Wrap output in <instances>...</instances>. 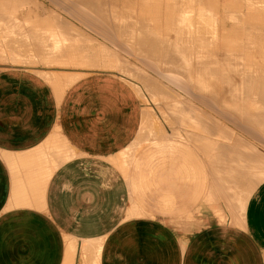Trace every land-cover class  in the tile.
<instances>
[{
  "label": "crops",
  "instance_id": "0c3cea01",
  "mask_svg": "<svg viewBox=\"0 0 264 264\" xmlns=\"http://www.w3.org/2000/svg\"><path fill=\"white\" fill-rule=\"evenodd\" d=\"M31 1L38 4L36 2L38 0ZM71 1L73 0H66L68 7L65 3V10H53V4L49 0L40 2L45 12L65 14L67 30L72 27L71 33L80 36L82 34L85 37L81 41V37L79 36V39L75 35V39L77 37L79 39H76L78 43L76 44V40L74 44L71 42L77 47L81 43L78 51L76 46V49L73 47L72 55L76 54L73 57L79 60L82 56L84 63L81 59L74 67H65L62 70L40 69L36 66H26L29 63L14 61L12 57L14 55L22 57L21 53L5 49L4 54L0 55V63H4L0 64V264H264V180L254 189L249 190L250 193L246 185L245 188L240 185H238L240 187L230 186L233 191L235 187L238 190L230 194H228L230 189L223 186L229 177L223 162L226 163L225 157L236 158L230 152L235 153V150L237 152L236 148L240 145L236 144L238 139L246 141L247 145L250 143L251 147H249L252 148L250 151L246 144L239 146L237 154L239 157L250 152L255 158L259 157L260 153L264 155V148L258 143L264 141L262 126L254 123V130L249 131L252 134L255 131V136H252L245 128L243 129L248 122L242 117V109L247 106V100L251 103L257 101L256 104L250 103L247 110L257 107L253 108L255 111L259 110L257 114L264 115V107L261 109L264 106V87L259 84L263 92L260 88L256 89V92H261L258 93L259 96L255 94V90H252L256 98L251 89L250 92L246 91L247 94L250 93L248 96L243 94L241 97L239 90L242 87L238 88L239 90H235L239 93L236 94L237 98L235 91L234 93L232 91V88L234 90L245 83L242 82L243 79L241 80L243 76L246 77L245 75L238 77L240 70H242L241 74L253 75V79L255 76L257 79L260 76L264 77V71L258 70L262 68L261 65L264 67V64L259 66L264 62L263 23L251 24V26L246 23L245 0H168L169 8L162 6L167 0H102L107 5H104L105 8L102 5V9L108 8L105 16L110 14L109 19L108 16L103 17L105 11L99 10L100 3L103 4L101 0L100 2L92 0L97 1L98 6L90 0H77L82 2L83 6L76 4V0L73 1V5ZM84 1L90 3L91 7H88L89 4L85 6ZM95 6L99 7L96 9L100 13H96L98 10L95 11ZM93 8L96 19L94 16L91 17ZM75 9L78 12L75 13ZM178 11L189 13L187 15L191 13L192 17L194 15L195 20L192 17L189 19L194 21L191 20L190 24L194 23L195 28L193 29L191 25L189 26L192 29L188 28L193 32L186 29L189 24L185 19L187 15H184L183 20L188 23L185 21L182 23V19H179L180 22L176 20L179 15L182 16ZM33 12L35 13V10ZM88 13L91 19L85 21L86 24L88 23L87 26L82 22V18L86 15L89 18ZM200 14L202 21L198 17ZM234 15L236 20L239 19L236 21L234 18L236 22L232 19ZM204 17L212 18V22L216 24L211 23L209 18L203 20L206 19ZM102 18H106L105 23H102L104 20L99 22ZM93 19L94 24H92L95 26L92 25L91 28L89 21L93 22ZM174 20L176 24H181L179 28L187 25L179 30L175 28L177 25ZM239 21L241 24L238 23ZM245 25L249 27H243ZM115 30L116 34H114ZM146 30H150V33L147 31L149 33L147 34ZM178 30L184 31L181 32L182 35L190 32L186 36L190 39H183L186 34L179 36ZM213 32L216 33L215 36ZM200 33L201 38H198ZM73 36L70 34V40L74 39ZM88 36H91L93 42ZM177 38L183 40L179 41L180 39ZM89 41L92 53L89 52L90 48L86 49L90 44ZM177 42L186 43V46ZM165 43L167 46L173 45L166 47ZM246 43L247 45L249 43V46ZM179 47L184 48L180 51ZM100 48L108 49V52L102 53L104 50L101 51ZM172 48H175V51ZM167 51L176 54L170 53V55ZM246 51L247 53L252 51L250 56L256 57L253 60L251 58L250 64H248L249 60H245L246 57L248 59L250 57ZM166 55L171 57L168 58ZM69 57L65 63L76 60L71 61L73 57ZM200 58L201 60H198ZM204 59H208V62L202 61ZM167 60L173 61L172 66H170L171 61ZM38 61L44 60L35 58L31 63ZM200 61L205 65L201 66ZM218 61L224 64L220 63V65ZM254 61L259 63L257 65L259 67H255L254 71L256 69L262 72L263 76L259 73L258 76L254 74L256 71L251 73L253 66H256ZM179 62L185 65V77L181 71L184 66L178 65L181 64ZM197 63H200V67ZM229 63L234 66L229 65L231 68H239V72L237 69L236 72L232 69L234 74L230 67V71L228 69L227 72ZM210 65L217 66L219 76L216 75L217 70L214 71L215 67L208 68L211 70L209 72L207 66ZM167 67L173 70L169 68L165 70ZM242 67L250 70L243 71ZM174 68L178 72L174 71ZM212 71L214 73H211ZM231 72L234 76L237 75L238 79H235ZM50 73L65 78L62 86L49 78ZM222 73H226L227 77L231 73V79L236 83L240 78L239 84H234L239 86L230 88L233 81L229 83V79L228 82ZM170 75L174 76V79L171 80ZM186 75L190 80L188 85L183 84L188 81ZM147 76L150 83L148 79H144ZM175 76L180 78V80L177 78V86ZM182 78L187 80L184 79L183 82ZM212 80L219 82L213 84L216 88L210 84ZM258 80L254 82L261 83ZM154 81L157 84L153 83V86L151 82ZM145 85L150 86L147 87L149 89ZM155 86L157 87L154 88ZM252 86L248 85L250 88ZM254 87L252 89H255ZM159 88L163 89L161 93L163 91L165 95L159 93ZM164 89L172 90L169 94L173 93V95L178 92L176 94V97L180 95L178 100L185 102L186 98L188 104L185 102L184 105L188 107L179 100V103L182 102V108L185 107V110L189 108L186 113L188 111V114L194 115L197 111L196 116L189 118L191 121L197 122L198 119L194 118L197 116L199 122L208 121L209 118L201 117L203 111L204 117L207 114L209 117L211 115L213 118L210 119L220 122L218 125L223 123L221 126L226 127L225 124L234 130L232 131L233 135L236 134V138L229 135L227 140L230 138V142L226 140L227 137L222 138L223 134L221 136L220 133L209 136L205 134L206 139L202 141L205 147L216 139L228 146L233 142L237 145L236 148L233 145L234 151L222 150V156H220L221 151L216 153L217 157H221L219 163L222 166L216 168L220 172L223 167L221 174L218 171L216 174L213 167V152L216 150H210L208 153V150L204 151L201 145L202 151L193 144L197 142L194 138L197 131L192 127L194 124L191 122V125L188 124L189 128H183L178 123L181 120L177 112L171 113L174 117H170L168 107L170 106V111L173 109L176 111L179 105L174 104L177 98L174 99L176 100L174 103L173 101L168 103L173 100V96L171 95L172 99L168 98L167 90ZM244 90L249 88L242 89ZM148 92L151 93L148 95ZM208 93L213 98L206 96ZM159 94L163 95V98L165 96L168 102H163L166 98L161 100ZM199 95L209 99L208 103L205 99L206 102H202L203 99ZM260 96L262 97L259 98ZM199 99H202L201 102ZM213 99L217 101L214 102ZM258 102L263 105L259 104L261 106L259 107ZM216 103H222V108ZM208 104L211 106L209 107ZM215 106L222 110L217 111L214 109ZM226 108L228 113L237 115L234 117V120L236 119L233 120L234 122L231 121L233 117L230 119L227 117L229 123L225 121V117H223L225 120L222 118L221 111L224 109L223 112H226ZM160 111L165 112V116H169L166 118L167 122L169 119L173 121L169 120V124L165 123V117L162 119L163 114ZM252 111L256 113L250 110ZM218 113L221 114L217 115ZM174 119L175 123H173ZM248 120L259 122L262 119ZM236 121L244 126L239 128V124L235 125ZM209 123L214 122L208 121L206 125L209 126ZM161 129L163 131L160 132ZM179 129L185 130L184 133ZM205 154H209L208 157ZM221 176L226 178V182L220 179ZM240 188L242 191L246 189L243 193L248 192L244 194L247 195L245 196L247 199L237 201L234 198H238L241 193ZM243 193L239 198H244ZM234 194L235 197L232 198ZM232 199L234 201H231Z\"/></svg>",
  "mask_w": 264,
  "mask_h": 264
},
{
  "label": "bare ground",
  "instance_id": "6f19581e",
  "mask_svg": "<svg viewBox=\"0 0 264 264\" xmlns=\"http://www.w3.org/2000/svg\"><path fill=\"white\" fill-rule=\"evenodd\" d=\"M50 1H51V3H53L54 6H55V3H57L56 1H58V0H55V1L50 0ZM59 1H61V0H59ZM62 1H63V0H62ZM62 1H61V3H63V2L66 3V0L63 1V2H62ZM73 1H74V0H73ZM73 1H71L70 3L72 4ZM76 1H77V0H76ZM80 1H81V0H80ZM80 1H77L76 4L79 3L81 6H83L82 2L80 3ZM82 1H83V0H82ZM87 1H88V0H87ZM90 1H92V0H90ZM94 1H95V0H94ZM94 1H92V3H93V4L96 3L95 5L98 6L99 4H97V1H96V2H94ZM84 2H85V3H84ZM84 2H83L84 5H85V4H89L88 7H91V6H90V3L86 2V1H84ZM98 2H100V1L98 0ZM101 2H102V0H101ZM26 3H29V0H0V23H1V30H2V34H3L2 36H3L4 39H5L4 42H5L6 44H8L9 46H10V45H13V47H14L15 45H17L18 47H21V49L19 48L20 51H18V50H19L18 48H17V49H18L17 51H18V52H22V54H26V53H23L22 50H24V52H25L26 49H24L23 46H25V47L27 46V47H26L27 49L31 48L30 50L32 51V55H33V54L38 55L37 58L42 57V59H43V58L46 59V61H49L51 64H52V63H58L61 59L64 60V61H66V60H68V59H67L68 56H70L69 58H71V57H73L74 55H76V54L72 55L74 49H76V48H75L76 45H75V46L72 45L71 42L74 44V43H75L74 40L78 39V37L80 36V34H79V35H76V34H77V33H76L75 35L78 36V37L75 39V35H74L73 33L70 32V30H71L72 27H70V30H67L68 28H66V26H67V24L65 23L66 21L64 22V20H62V19L59 20V22H55V23H56V24H55L56 26H53V25H49V23H48L47 20H45V19L40 20L39 18H40L41 15L39 16V15L37 14V15L35 16V13H34V15L29 16L30 20H31V21L33 22V24H34V25H33L34 28H31L30 26H28V27L31 28V29H29V28L26 26V23H25L24 25H25L28 29H26V27L23 26V27H24V30H20V29L22 28L21 25H23L22 23H23V22H27V20H25V21L22 20V19H23V16H22V19H21V13H22V11L24 10V12H27V11H28L29 13H32V12L35 10V8H39V7H36V6H35V8H32V10H33V11H32V10H29V9H31V7H29V8L27 9V11H25L26 8L24 7V5H25ZM33 3H34V2H33ZM33 3H31V4H33ZM58 3L60 4V2H58ZM65 3L63 4V5H64V8H65ZM102 3H103V2H102ZM104 3H106V2L104 1ZM104 3H103V4L100 3V5H99V6L101 7L100 9H99V7H97V6H95V9H96V7H97L99 10H101V11H105V12H104V15H103V13H102V15H103V17H107V16H108L107 18L109 19V18H110V16H109L110 14H109V15L106 14V16H105V13H106V11H107L108 8H107L106 10H105V9H104V10L102 9V7H103L104 5H106V4H104ZM36 4H37V3H36ZM66 4H67V3H66ZM76 4H75V5H76ZM107 4H108V3H107ZM163 4H164V5H162V6H163V7H166V8H169V6H170L169 3H168V0H167L166 3H163ZM245 4H246V8H247V10H246V9L244 10V11H245V14H246V16H244V20L246 19V23H247V24H250V26H251V24L253 25V24H256V23H261V24L263 23V25H264V0H245ZM33 5H34V4H33ZM33 5H32V7H33ZM61 5H62V4H61ZM63 5H62V6H63ZM73 5H74V3H73ZM91 5H92V4H91ZM102 5H103V6H102ZM179 5H180V4H179ZM29 6H30V5H29ZM56 6H57V4H56ZM62 6H61V8H63ZM85 6H86V5H85ZM85 6H84V7H85ZM106 6H107V5H106ZM106 6H104V8H105ZM236 6H237V5H236ZM58 7H59V6H58ZM67 7H68V5H67ZM74 7H75V6H74ZM92 7H93V6H92ZM113 7H114V6H113ZM23 8H25V9H23ZM64 8H63V9H64ZM78 8H79V7H78ZM78 8H76V9H78ZM42 9H43V8H41V10H40V11H42V13L44 14V15H42V16H45L46 13H48V12H45V9H44V11H43ZM73 9H74V8H73ZM76 9H75V13L78 12V11H76ZM84 9H85V8H84ZM98 9H96L95 11H97ZM36 10H37V9H36ZM38 10H39V9H38ZM91 10H92V8H91ZM91 10L89 9V11H91ZM99 10H98L96 13H98V12L100 13ZM164 10H165V8H163V11H164ZM40 11H39V12H40ZM67 11H68V10H67ZM89 11H87V12H89ZM95 11H94V8H93V14H92V12H91V14H92L91 17H92V18H93V16H94V17L96 16V14L94 15ZM108 11H109V10H108ZM124 11H125V10H124ZM244 11H243V12H244ZM68 12H69V11H68ZM178 12H179V11H178ZM241 12H242V11H241ZM69 13H70V12H69ZM82 13H83V12H82ZM82 13H81V16H82ZM107 13H108V12H107ZM179 13H181V11H180ZM179 13H178V14H179ZM72 14H73V13H72ZM72 14H71V15H72ZM84 14H85V13H84ZM187 14H189V13H187ZM187 14H186L185 12H184V13L182 12L181 15L183 16V18H181L182 16L180 17V15H179L180 18L178 17L176 20H177L178 22H180L179 19H182V23H183V22L185 21V20H183V19L185 18V16H186ZM208 14H209V13H208ZM210 14H211V13H210ZM230 14H231V13H230ZM233 14H234V13H233ZM73 15H74V14H73ZM89 15H90V13H88V16H89ZM102 15H101V14H100V15L98 14V16H101V17H102ZM184 15H185V16H184ZM201 15H202V14H200L198 17L200 18ZM211 15H213V14H211ZM211 15H210V16H211ZM236 15H237V14H236ZM236 15H234V17L232 16V17H233V18H232V19H233V22L236 20V17H235ZM26 16L28 17V14H27ZM37 16H38V17H37ZM47 16H49V15L47 14ZM51 16H52V15H51ZM78 16H79V14H78ZM203 16H204V15H203ZM213 16H214V15H213ZM213 16H212V18H213ZM24 17H25V15H24ZM83 17H84V15H83ZM85 17H86V18H85ZM85 17L82 18V19L84 20V21L82 20V22L86 24L85 21L88 22V19L90 20L91 18H90V16H89V18H87V15H86ZM96 17H97V16H96ZM96 17H95L94 19H96ZM187 17H188V18H187ZM189 17H192V16H191V13H190V15H187L186 18H185V19H187L188 22H189L188 25L185 24V26L187 25V26H186V29H188V28H190V29L193 28V29H194V28H195V27H193V24H194V23H193V22H194L193 20H195L194 15H193V17H192V19L194 18L193 20H192L191 18L189 19ZM229 17H230V15H229ZM237 17H242V16H237ZM245 17H246V18H245ZM50 18H51V17H50ZM52 18H53V16H52ZM52 18H51V19H52ZM57 18L59 19L58 16H55L54 20L56 19L55 21H57ZM72 18H73V17H72ZM74 18H75V16H74ZM78 18H79V17H78ZM118 18H119V17H118ZM199 18H196V19H199ZM202 18H203V17H202ZM204 18H206V19H203V20H205V21L209 18L208 20H210V22L213 23L212 20H211L212 18H210V17H204ZM215 18H216V16L214 17V20H215ZM234 18H235V20H234ZM242 18H243V17H242ZM85 19H87V20H85ZM94 19H93V22H92V21H89V25L91 26V28H92L93 26H95V25H93V24H94ZM97 19H99V18H97ZM228 19H229V18H228ZM228 19H227V20H228ZM230 19H231V17H230ZM237 19H238V18H237ZM80 20H81V19H80ZM99 20H100V19H99ZM102 20H104V21L102 22ZM176 20H174V23H175ZM189 20H190V21H189ZM191 20L193 21V22H192L193 24H190ZM200 20L202 21L201 18H200ZM214 20H213V21H214ZM238 20H239V19H238ZM238 20H236V21H238ZM241 20H242V19H241ZM60 21H63V22L60 23ZM97 21H98V20H97ZM97 21L95 20V22H97ZM105 21H106V18H105V19L102 18L101 21H99V22L105 23ZM198 21H199V20H198ZM215 21H216V20H215ZM231 21H232V20H231ZM236 21H235V22H236ZM242 21H243V20H242ZM69 22H70V21H69ZM82 22H80V23H82ZM188 22L185 21V23H188ZM208 22H209V21H208ZM90 23H91V24H90ZM92 23H93V24H92ZM214 23L216 24V22H214ZM214 23H213V24H214ZM238 23H240V21H239ZM65 24H66V26H65ZM99 24H100V23H99ZM110 24H111V23H110ZM240 24H241V23H240ZM261 24H260V25H261ZM86 25L88 26V23H87ZM92 25H93V26H92ZM175 25H177L175 28H177V29L180 30L181 26H180V28H179V25H181V24L178 25V23H177V24L175 23ZM189 25H191L192 28H191ZM16 26H17V27H19V26L21 27V28L19 29L18 32H17V29H18V28H16V30H14V28H13V27H16ZM68 26H69V25H68ZM90 26H89V27H90ZM96 26H98V25H96ZM107 26H109V25H107ZM185 26L183 25L182 28H183V27L185 28ZM188 26H189V27H188ZM194 26H195V25H194ZM256 26H257V25H256ZM198 27H199V25H198ZM243 27L246 28V27H249V26H246V25H245V26H243ZM100 28H101V27H100ZM121 28H123V27H121ZM182 28H181V29H182ZM256 28H258V27H256ZM72 29H73V28H72ZM88 29H89V28H88ZM114 29H116V28H114ZM125 29H126V28H125ZM186 29H183V30L186 31ZM190 29H188V31H189ZM199 29H200V28H198V30H199ZM100 30H101V29H100ZM107 30H108V29H107ZM111 30H112V29H111ZM179 30H178V33H180L179 36H181V35H182L181 32H182L183 30L180 31V32H179ZM204 30H205V29H204ZM243 30H244V29H243ZM262 30H263V29H262ZM68 31H69V32H68ZM71 31L73 32V30H71ZM96 31H98V30H96ZM124 31H125V30H124ZM144 31H145V30H144ZM147 31H148V30H146V32H147ZM149 31H150V30H149ZM149 31H148V32H149ZM184 31H183V32H184ZM190 31L193 32V30H190ZM202 31H203V30H202ZM16 32H17V33H16ZM67 32H68L69 35L67 34ZM115 32H116V30L114 31V34H116ZM148 32H147V34L150 33V32H149V33H148ZM183 32H182V33H183ZM186 32H187V31H186ZM119 33H120V32H119ZM126 33H127V32H126ZM126 33H125V34H126ZM131 33H132V32H131ZM140 33H141V31H140ZM142 33H143V32H142ZM176 33H177V32H176ZM189 33H190V32H189ZM189 33H184V34H186V35H185V37H184L183 39H187L188 37H186V36H188ZM197 33H198V32H197ZM70 34H71V36L74 35V36H73L74 39H72L73 41L70 40V39H71ZM86 34H87V33H86ZM111 34H113V33H111ZM111 34H110V35H111ZM147 34H145V35H147ZM184 34H183V35H184ZM204 34H205V33H204ZM213 34H214V36L216 35V33H214V32H213ZM213 34H212V36H213ZM87 35H88V34H87ZM143 35H144V33H143ZM143 35H142V36H143ZM183 35H182V36H183ZM198 35H199L198 38H201V37H200L201 33L198 34ZM202 35H203V34H202ZM206 35H207V33H206ZM206 35H205V36H206ZM208 35H209V34H208ZM210 35H211V34H210ZM68 36H69L70 38H69ZM121 36H122V35H121ZM191 36H192V35H191ZM191 36H190V37H191ZM73 37H72V38H73ZM80 37H81V36H80ZM80 37H79V39H80ZM90 37H91V36H90ZM123 37H124V36H123ZM125 37H126V35H125ZM125 37H124V38H125ZM144 37H145V36H144ZM147 37H148V35H147ZM157 37H158V36H157ZM176 37H177V36H176ZM192 37H193V36H192ZM196 37H197V35H196ZM202 37H203V36H202ZM82 38H83V37H81V41H83ZM84 38H85V37H84ZM102 38H103V37H102ZM117 38H118V37H117ZM145 38H146V37H145ZM206 38H208V36H207ZM211 38H212V37H211ZM215 38H216V37H215ZM79 39H78V40H79ZM104 39H105V38H104ZM114 39H116V38H114ZM158 39H159V37H158ZM158 39H157V40H158ZM179 39H180V38H179ZM179 39L177 38V40H179ZM183 39H182V40H183ZM189 39H190V38H188V40H189ZM195 39H196V38H195ZM209 39H210V37H209ZM78 40H76V44L78 43V42H77ZM124 40H127V39H124ZM148 40H149V39H148ZM157 40H156V41H157ZM159 40H160V39H159ZM182 40L180 39L179 41H182ZM188 40H187V41H188ZM196 40H197V39H196ZM206 40H207V39H206ZM212 40H213V39H212ZM118 41H119V40H118ZM118 41H117V42H118ZM142 41H143V40H142ZM150 41H151V40H150ZM154 41H155V39H154ZM179 41H178V42H179ZM191 41H192V40H191ZM96 42H97V41H96ZM129 42H130V41H129ZM162 42H164V41H162ZM162 42H161V43H162ZM178 42H177V43H178ZM184 42H185V40H184ZM208 42H209V41H208ZM14 43H15V45H14ZM16 43H17V44H16ZM98 43H99V42H98ZM131 43H132V42H131ZM131 43H130V44H131ZM135 43H136V42H135ZM157 43H160V42H157ZM181 43H183V42H181ZM181 43H178V44L180 45ZM203 43H205V42H203ZM250 43H251V42H250ZM100 44H101V43H100ZM165 44H166V43H165ZM165 44H163V46H164ZM185 44H186V43H185ZM185 44L183 43L184 46H186ZM189 44H190V43H189ZM237 44L239 45L240 42L237 43ZM237 44H236V45H237ZM8 45H7V47H8ZM29 45H31V46L29 47ZM79 45H81V43H79ZM79 45H78V47L76 46V47L78 48V49H76L77 51H78L79 48H80ZM150 45H151V44H150ZM152 45H153V44H152ZM154 45H155V44H154ZM170 45H173V44H169L168 46H167V44H166L165 46H166V47H169ZM200 45H201V44H200ZM204 45H205V44H204ZM238 45H237V46H238ZM246 45H247V43H246ZM17 46H15L14 49H15ZM84 46H85V44H84ZM100 46H101V45H100ZM181 46H182V45H181ZM247 46H249V43H248ZM73 47H74V49H73ZM81 47L83 48V46H81ZM172 47H173V46H172ZM250 47H251V46H250ZM250 47H249V48H250ZM5 48H6V47H5ZM8 48L11 49V46L8 47ZM87 48L89 49L90 47H86V49H87ZM148 48H149V47H148ZM154 48H155V47H154ZM177 48H178V45H177ZM183 48H184V47H183ZM183 48H181V49L183 50ZM190 48H191V47H190ZM14 49L12 48V50H14ZM83 49H84V48H83ZM83 49H80V50H83ZM86 49H85V50H86ZM105 49H106V48H105ZM159 49H160V48H159ZM166 49H167V48H166ZM170 49H171V48H170ZM172 49H174V51H175V48H172ZM179 49H180V47H179ZM179 49H177V51H179ZM181 49H180V51H181ZM185 49H186V47H185ZM185 49H184V50H185ZM187 49H188V48H187ZM191 49H192V48H191ZM241 49H243V48H241ZM30 50H28V51H30ZM76 50H75V51H76ZM100 50H101V48H100ZM102 50H104V49L102 48ZM102 50H101V51H102ZM107 50H108V49H107ZM107 50L102 51V53L105 52V51H107ZM142 50H143V49H142ZM164 50H165V49H164ZM168 50H169V49H168ZM28 51L26 50V52H28ZM33 51H34V52H33ZM77 51H76V52H77ZM83 51H84V50H83ZM83 51H82V52H83ZM90 51H91V48H90ZM90 51H89V52H90ZM143 51H144V50H143ZM147 51H149V50H147ZM147 51H146V52H147ZM150 51H151V50H150ZM186 51H187V50H186ZM186 51H185V52H186ZM190 51H191V50H190ZM190 51H189V54H190ZM14 52H15V51H14ZM76 52H74V53H76ZM107 52H108V51H107ZM138 52H139V51H138ZM152 52H153V50H152ZM167 52H168V51H167ZM183 52H184V51H183ZM28 53H31V52H28ZM28 53H27V54H28ZM91 53H92V51H91ZM105 53H106V52H105ZM141 53H142V52H141ZM155 53H156V52H155ZM162 53H163V52H161V54H162ZM164 53H165V52H164ZM168 53H169V54H170V53L173 54L172 51H170V52H168ZM246 53H247V51H246ZM251 53H252V51H251ZM251 53L248 52L247 54L250 56ZM254 53H255V52H254ZM22 54H21V55H22ZM79 54H80V53H79ZM153 54H154V53H153ZM174 54H176V53H174ZM174 54H173V55H174ZM187 54H188V53H187ZM203 54H204V53H203ZM19 55H20V54H19ZM30 55H31V54H30ZM30 55H29V56H30ZM32 55H31L30 57L25 56V55H22V57L24 56V57H26V59L23 60L22 57H21V59H22L23 61H21V60H20V61H21V62H24V61L26 62V60L29 61V59H27V57H28V58H31ZM35 55H34L32 58L35 59V57H36ZM65 55H66V56H65ZM77 55H78V54H77ZM139 55H140V54H139ZM163 55H164V54H163ZM170 55H171V54H170ZM170 55H169V56L166 55V56H168V58H169V57H171ZM243 55H244V54H243ZM160 56H161V55H160ZM222 56H223V55H222ZM10 57H11V56H10ZM13 57L15 58V55H14ZM13 57H12V58H13ZM19 57H20V56H19ZM65 57H66V59H65ZM74 57H75V56H74ZM74 57L71 58L70 60H71V61H74L75 59H76V60L78 59V58H74ZM77 57H79V56H77ZM153 57H154V56H153ZM164 57H165V56H164ZM173 57H174V56H173ZM12 58H11V59H12ZM242 58H243V57H242ZM251 58H252V56H250L249 59L246 57L245 60H246V61L249 60V61H248V62H249L248 64L251 63V62H250V61H251ZM254 58L256 59V57H254ZM254 58H252V60H253ZM15 59H17V58H15ZM34 59H32V60H34ZM72 59H73V60H72ZM81 59H83L82 56L80 57V60H81ZM150 59H151V58H150ZM154 59H156V58H154ZM202 59H203V58H202ZM18 60H19V59H18ZM40 60H41V59H40ZM76 60L74 61L75 63H74V62H70V61H68V64L66 65V67L69 65V62H70V63H73V64H71L72 67H74L75 65H77L78 63H80V60H79V59H78L77 61H76ZM164 60H165V59H164ZM164 60L162 59V61H164ZM168 60H169V59H168ZM168 60H167V61H168ZM198 60H201V58L198 59ZM44 61H45V60H44ZM78 61H79V62H78ZM170 61H171V60H170ZM170 61H168V62H170ZM174 61H175V60H174ZM177 61H178V59H177ZM180 61H181V60H180ZM190 61H191V60H190ZM202 61H207V62H208V59H207V60L204 59V60H202ZM231 61H232V60H231ZM149 62H151V61H149ZM149 62H148V63H149ZM155 62H157V61H155ZM181 62H182V61H181ZM181 62H179V63H181ZM191 62H192V61H191ZM194 62H195V61H194ZM209 62H210V60H209ZM212 62H213V61H212ZM215 62H216V61H215ZM238 62H239V61H238ZM259 62H260V60H259ZM66 63H67V62H66ZM76 63H77V64H76ZM83 63H84V59H83ZM124 63H125V62H124ZM166 63H167V62H166ZM170 63H171L170 66H172L173 61H171ZM174 63H176V62H174ZM200 63H201V61H200ZM200 63H197V64L199 65V67H200ZM205 63H206V62H205ZM213 63H214V62H213ZM213 63H211V64H213ZM220 63H222V62L220 61ZM220 63H219V61H218V64H220ZM225 63H226V62H225ZM253 63H256V66H253V65H254ZM253 63H252L253 69H251V70H253V71H252L251 73H254V72L256 71V69H255V71H254V68H255V67H259L261 64H264V62H262V63L259 64L258 62H255V61H254ZM74 64H75V65H74ZM125 64H126V63H125ZM125 64H124V65H125ZM145 64H146V62H145ZM152 64H153V63H152ZM156 64H157V63H156ZM177 64H178V63H177ZM182 64H183V63L178 64V65H180L181 67L184 66V67H182V68H181L180 66H179V67L182 69L181 71H182V73H183V75H184V77H185V73H186V70L184 69V68H185V65H182ZM203 64H204V62L201 63V66H202ZM222 64H224V63H222ZM241 64H242V63H241ZM258 64H259V66H257ZM84 65H85V64H84ZM87 65H88V64H87ZM87 65H86V66H87ZM119 65H120V63H119ZM119 65H118V67H119ZM121 65H122V64H121ZM150 65H151V64H150ZM157 65H158V64H157ZM159 65H160V64H159ZM165 65H166V64H165ZM192 65H193V64H192ZM195 65H196V63H195ZM204 65H205V64H204ZM204 65H203V66H204ZM216 65H217V63H216ZM220 65H221V64H220ZM227 65H228V68H226V69H227L226 71L229 72V71H230V68H231L229 65H232V66H233V64L229 63V64H227ZM234 65L236 66V64H234ZM239 65H240V64H239ZM242 65H243V64H242ZM242 65H240V66H242ZM88 66H89V65H88ZM102 66H103V65H102ZM104 66H106V65L104 64ZM108 66H109V65H108ZM122 66H123V65H122ZM122 66H121V68H122ZM152 66H153V65H152ZM168 66H169V65H168ZM196 66H197V65H196ZM237 66H238V65H237ZM237 66H236V67H237ZM84 67H85V66H84ZM148 67H149V65H148ZM156 67H157V66H156ZM162 67H163V66H162ZM173 67H174V66H173ZM212 67H213V69H214L215 65H214V66H211V65H210V67L207 66V69H208V68H212ZM216 67H217V66H216ZM216 67H215V70H214V71L217 70V73H216V72H215V73H216L217 76H219L220 73L218 74V71H219V70L216 69ZM229 67H230V68H229ZM233 67H234V66H233ZM233 67L231 68V71H232V69H234ZM238 67H239V66H238ZM261 67L264 68L262 65H261ZM123 68H124V67H123ZM149 68H150V67H149ZM154 68H155V66H154ZM164 68H165V67H164ZM168 68H169V67H167V69H165V70H168ZM218 68H219V66H218ZM262 68H261V69H262ZM118 69H119V68H118ZM158 69H159V67H158ZM160 69H161V68H160ZM169 69H170V68H169ZM174 69H175V68H174ZM228 69H229V71H228ZM236 69H237V68H236ZM236 69H234L235 72H236L239 68H238L237 70H236ZM241 69H243V71H244V70L247 69V68L244 69V68L242 67ZM261 69H258V70H260V71L263 72L264 69H263V70H261ZM152 70H153V68H152ZM155 70H157V69H155ZM170 70L172 71L173 68H171ZM183 70H185V71L183 72ZM208 70H209V72L211 71L210 69H208ZM239 70H240V69H239ZM239 70H238V72H239ZM247 70H250V69H247ZM258 70H257V71H258ZM162 71H163V69H162ZM162 71H161V72H162ZM171 71H170V73H172ZM174 71L178 72L176 69H175ZM214 71H212L211 73H214ZM241 71H242V70H240V72H239L240 74L237 72V73H238V77H239L240 75H245V76H246V77L243 76V78H241L242 76H240V78H241V80H242V79L244 80V81H242V82H243V83L245 82L244 84H245V86L247 87V89L249 88V90H244V91H242V89H245V88H246V87L244 86V84L241 85V86H239V85H234V84H239V82H240V78H239V80L237 81V83L234 82V81L231 79V73H232L233 71H232L231 73H229L230 75H228V77H230V78L227 77L226 73H222V74H224V77L226 76V80H227V81H228V79H229V81H230V82L228 81L229 83H232V81H233V85H234V86L230 84V85H231L230 88H231V87H234V88H235L236 86H239V87H236L237 89L235 88L234 90H233V88H232L233 93H234L235 90L237 91V90H239L238 88L241 89V87H242V89L239 90V92H240V94H241V97H242L243 94L246 95V94L248 93V92H246V91H249V92H250V89H251V91H252V90H255V91H254L255 94L257 93L256 95L259 96L260 94H258V93H259L260 91H257V92H256V89H257V88H260L261 91H262V88H261V87H264V77H261V76H260V75H262L263 73H262V72H259V71H258V72L256 71V72L254 73V74H256L257 76H258L257 73H259V74H260L259 76L263 79V80H262V79L260 80V79H259L260 77H258V79H259V80H258L256 76H255V78L253 79V77H252L253 75L250 76V75H249L250 73L248 74L247 71H245L247 74H245L244 72H243L244 74H241V73H242ZM156 72H157V71H156ZM156 72H155V73H156ZM158 72H160V71L158 70ZM176 72H175V73H176ZM224 72H225V70H224ZM235 72H233V73L235 74ZM249 72H250V71H249ZM165 73H167V72H165ZM170 73H169V74H170ZM233 73H232V75H233ZM237 73H236V74H237ZM261 73H262V74H261ZM160 74H161V73H160ZM167 74H168V73H167ZM180 74H181V73H180ZM227 74H228V73H227ZM172 75H174V73H173ZM216 75H214V76H216ZM162 76H163V75H162ZM170 76H171V75H170ZM178 76L180 77V75H178ZM233 76H234V75H233ZM236 76H237V75H236ZM236 76H234L235 79L237 78ZM262 76H263V75H262ZM151 77H152V76H151ZM168 77H169V76H168ZM179 77H176V76H175V78H176V82H175V80L173 81V82L177 83L176 86L178 85V79L180 80V78H181V77H180V78H179ZM222 77H223V76H222ZM166 78H167V77H166ZM170 78H171V80H172V78L174 79V76H171ZM177 78H178V79H177ZM186 78H188L187 75H186ZM186 78H182L181 80H183V82H184L185 80H187ZM232 78H233V77H232ZM244 78H246V79H244ZM144 79H148V76H147V78H144ZM144 79H142V80H144ZM150 79H152V78H150ZM163 79H164V78H163ZM184 79H185V80H184ZM230 79H231V80H230ZM237 79H238V78H237ZM255 79H257L258 81H261V83H259V82H254V81H257V80H255ZM154 80H155V79H154ZM171 80H169V81H171ZM224 80H225V79H224ZM148 81H149V83H150V80H149V79H148ZM148 81H147V82H148ZM156 81H157V79H156ZM167 81H168V80H167ZM189 81H190V80H189V78H188V81L185 82V83H183V84L188 85V82H189ZM147 82H146V85H147ZM157 82H158V84H160L159 81H157ZM173 82H171V83H173ZM179 82H180V81H179ZM212 82H213V80L210 81V84H211V85H213V84H215V83H219V82H216V81L213 82V83H212ZM151 83L153 84V83H155V81H154V82H151ZM169 83H170V82H169ZM193 83H194V82H193ZM229 83H228V84H229ZM256 83H257L258 85H257ZM156 84H157V83H155V85H156ZM173 84H174V83H173ZM173 84H172V85H173ZM240 84H242V83H240ZM259 84L261 85V87L259 86ZM146 85H145V86H146ZM149 85H150V84H149ZM186 85H184V86H186ZM190 85H191V84H190ZM194 85H195V84H194ZM216 85H219V84H216ZM248 85H249V86H250V85H253V86L250 88V87H248ZM254 85H255V87H254ZM256 85L259 86V87H257ZM153 86H154V84H153ZM158 86L160 87V85H158ZM161 86H162V85H161ZM164 86H165V85H164ZM180 86H181V85H180ZM213 86L216 88L215 85H213ZM147 87H150V86H146V88H147ZM156 87H157V86H155L154 88H156ZM162 87H163V86H162ZM166 87H167V86H166ZM178 87H179V86H178ZM178 87H177V88H178ZM187 87H188V86H187ZM217 87H218V86H217ZM219 87H220V86H219ZM228 87H229V86H228ZM244 87H245V88H244ZM253 87H254L255 89H252ZM152 88H153V87H152ZM164 88H165V87H164ZM181 88H182V87H181ZM185 88H186V87H185ZM190 88H191V86H190ZM147 89H149V88H147ZM179 89H180V87H179ZM182 89H183V88H182ZM188 89H189V88H187V90H188ZM263 89H264V88H263ZM156 90H157V89H156ZM159 90H160V91H159ZM159 90H158V91H159L160 94H163V93H164V95H165V92L162 91V93H161V90H163V89H160V88H159ZM166 90H167L166 96L169 95L168 98H169V97H170V99L173 98V100H171L170 102H168V100H167V98H166L165 96H164V98H166V99L163 98V95H160V94H159V96H161V100L164 99L163 102L166 101V103H167V102H168V103H171L172 101H173V103H174V102L177 100L178 102L176 101V103H174V104H175V106H178V105L180 106L181 103L183 102V100L179 99V100L182 101V102L180 101L181 103H179L178 98H180V97H179L180 95L178 94V97H176V94H177L178 92H177V93L175 92V95H173V93H172V94H171V93L169 94V91H170V90H169V91H168V89H166ZM166 90L164 89V91H166ZM185 90H186V89H184V91H185ZM217 90H218V89H217ZM220 90H222V87L220 88ZM145 91H146V90H145ZM158 91H157V92H158ZM171 91H172V90H171ZM171 91H170V92H171ZM181 91H182V90H181ZM213 91H216V89H213ZM236 91H235L234 94H235V97L237 98L238 96H237L236 94H239V93H236ZM241 91H242V92H241ZM151 92H152V90H151ZM151 92H150V93H151ZM153 92L155 93V90H154ZM173 92H174V90H173ZM192 92H193V91H192ZM195 92H196V91H195ZM217 92H218V91H216V93H217ZM220 92H222V91H220ZM229 92H230V91H229ZM243 92H244V93H243ZM262 92H263V91H262ZM150 93L148 92V95H149ZM185 93H186V92H185ZM260 93H261V92H260ZM167 94H168V95H167ZM188 94H189V93H188ZM197 94H198V93H197ZM234 94H233V95H234ZM249 94H250V93H249ZM249 94H247V96H248ZM252 94L254 95V98H256V97H255V94L253 93V91H252ZM152 95H153V94H152ZM152 95H151V97H152ZM155 95H157V93H155ZM171 95H172L173 97H172ZM209 95H211V94L208 93V95H206V96H208L209 98H210V97L213 98V96H209ZM219 95H220V94H219ZM174 96H175V98H174ZM182 96H183V95H181V98H182ZM187 96H189V95H187ZM221 96H223V94H221ZM171 97H172V98H171ZM199 97H200V95H199ZM199 97H198V98H199ZM214 97H215V96H214ZM239 97H240V96H239ZM261 97H262V96H260L259 98H261ZM149 98H150V97H149ZM159 98H160V97H159ZM176 98H177V99H176ZM191 98H193V97H191ZM198 98H197V99H198ZM200 98L203 99L202 102H206V101H207L206 103H208V100H209V99H205V97H204V98H203V97H200ZM206 98H207V97H206ZM215 98H216V97H215ZM263 98H264V92H263ZM170 99H169V100H170ZM174 99H176V100L174 101ZM182 99H183V98H182ZM185 99H186V98H185ZM185 99H184V101L186 102ZM195 99H196V98H195ZM202 99H201V100H202ZM204 99H205L206 101H204ZM210 99H211V98H210ZM217 99H218V98H217ZM217 99H216V100L213 99L214 102H216ZM199 100H200V99H199ZM199 100H198V101H199ZM201 100H200V102H201ZM244 100H245V99H244ZM263 100H264V99H263ZM211 101H212V100H211ZM219 101H220V100H218V102H219ZM226 101H227V99H226ZM228 101H229V100H228ZM245 101H246V100H245ZM247 101L249 102L250 100H247ZM247 101H246V104H247V106H248V105H250L251 102H249V104H248ZM251 101L253 102V100H251ZM159 102H160V101H159ZM185 102H183V105H184ZM188 102H189V101H188ZM218 102H217V103H218ZM220 102H221V101H220ZM230 102H231V101H230ZM255 102H257V101H255ZM255 102H254V103H255ZM152 103H153V102H152ZM157 103H158V102H157ZM157 103H156V104H157ZM186 103H187V102H186ZM217 103H216V104H217ZM242 103H244V101H243ZM254 103H251V104H254ZM161 104H162V103H161ZM176 104H178V105H176ZM187 104H188V103H187ZM189 104H190V103H189ZM203 104H204V103H203ZM214 104H215V103H214ZM214 104H213V105H214ZM246 104H244V105L246 106ZM255 104H256V103H255ZM259 104H261V103L258 102V105H259ZM162 105H163V104H162ZM166 105H168V104H166ZM169 105H170V104H169ZM169 105H168V106H169ZM185 105H186V104H185ZM185 105H184V106H185ZM217 105H218V106L221 105L220 108H222V106H223L222 103H219V104H217ZM261 105H263V104H261ZM159 106H160V104H159ZM168 106H167V107H168ZM175 106H174V107H175ZM179 106L177 107V109L179 108L178 111H177V109H176V111H175L174 109H173L172 111H170V110H169V109H170V106H169V107H168V114L170 113V115H171V113H174V114H175V112H177L176 114L178 115L179 119L181 120V121L178 122V123H180V124L182 125L183 128H189V127H188V124H190L191 122H192V124H194V126H192V127H193L194 129L196 128L195 131H197V132H196V135H195L196 137H194V138H196V141H197V142H196V143H193V142H192V143H193V144H196V145H197L196 147H198L199 149H201V151H202V148H203V150L205 149L204 151L208 150V153H209L210 150H211V151H213V149L216 150V151L213 152V167H214V169L216 170V174H217V171H218V173H220L223 167L220 169V172H219V170L216 169V168H219V167L222 166V165L219 163V159H220L221 157H217V156H216V153L218 154V153L221 151V155H220V156H222V150H223V151L225 150V152H226V150H228V152H230V151H234V147H233V145H234L233 143H234V142L232 143L231 146H228V145H226L225 143L223 144L222 141H221V143L218 142V141H216V140H217V139H216V140L213 141V143L210 142L211 144L208 143V144H207V147H205L204 144H203L204 142H202V141H204V139H206V135H207V136H209V135H213V134L216 135L217 133H220V135L223 134V136L221 135L222 138L227 137V138H226V140H227L229 135L231 136V135L234 134V133H233L234 130L231 129V128H229V127H227V125H225V124H224V126H226V127L221 126V125L223 124L222 122H221L222 124L218 125V123H220V122L217 123V121L215 122L214 119H210L211 117L213 118V116H211V115L209 114V115H210V117H209L208 114L206 113V111H205V113L207 114L206 117H204V112H203V111L201 112V113H203V114H202L203 116H201V117H203V119H204V118H205V119H206V118H209L208 121L210 122V121L212 120L214 123H209V126H207L206 123H207L208 121H207V120H204L203 123H202V122H199L200 119L197 118L198 116H197V117H194V118L198 119V121H197V122H193V121H191V119H189V118H190V117H193V116H196V114H198L197 111L195 110L196 113H195V111H193V112L195 113L194 115H192L191 113H189V114H190V115H189V114H188V111H187V113H186V110H188L189 108H186V110H185V107L182 108V105H181V107H179ZM186 106H187V105H186ZM208 106L210 107L211 105L208 104ZM245 106H244V107H245ZM247 106H246L244 109H242V110H243V112H242V117L245 118V119H247V122H248V123L243 122V123H245V126L243 125L244 127L242 126V124H240V123H242L240 120H238V121H240V123L236 121L237 124H235L236 122H235L234 124H235L236 126L239 124V128H242V127H243V129H244V128H245V129H246V128L251 129V130L246 129V130H247V133H248L249 131H252L254 123H259L260 126H262V127H261V131L264 133V115H263V114H260V115L257 114V111H259V110L255 111V109H256L257 107H256V108L253 107V108H255V109H253V108L250 107L251 109L247 110V109H248ZM253 106H254V105H253ZM255 106H257V105H255ZM167 107H166V108H167ZM187 107H188V106H187ZM189 107H190V106H189ZM194 107H195V106H194ZM206 107H207V106H206ZM209 107H208V108H209ZM213 107H214V106H213ZM242 107H243V104H242ZM259 107H261V106L259 105ZM263 107H264V106H262L261 109H262ZM166 108H165V109H166ZM180 108H181V109H180ZM192 108H193V106H191V109H192ZM196 108H197V107H196ZM171 109H172V106H171ZM182 109H183V110H182ZM211 109H213V108H211ZM214 109H217V111L222 110V109H219V107H217V106H215ZM218 109H219V110H218ZM224 109H225V108H224ZM224 109H223V111H224ZM184 110H185V111H184ZM209 110H210V109H209ZM229 110H230V109H229ZM229 110H228V111H229ZM250 110H254L256 113H254L253 111L250 112ZM148 111H149V110H148ZM148 111H147V112H148ZM166 111H167V110H166ZM169 111H170V112H169ZM173 111H174V112H173ZM199 111H200V109H199ZM199 111H198V112H199ZM223 111H221V113H222L221 116H222V118L225 117L226 120H225L224 118H223V119H224L225 121H228V123L230 122V120H227V117H228V119H230V117H233V118L231 119V121L234 120V117H237V115H235V114H230V112L228 113V112H227V108H226V112H227L228 114H226V112H223ZM153 112H154V111H153ZM160 112H161V111H160ZM160 112H159V114H160ZM190 112H191V111H190ZM207 112H208V110H207ZM212 112H213V111H212ZM219 112H220V111H219ZM149 113H150V112H149ZM161 113L163 114V115H161V116H162V119H164V117H165V119H164L165 121H164V122L169 124V120H170V119L168 120V122H167V120H166V118H168L169 116H168V117H167V115L165 116V115H164L165 112H163V111H162ZM199 113H200V112H199ZM214 113H215V112H214ZM214 113H213V114H214ZM216 113H217V112H216ZM221 113H218L217 115H219V114H221ZM233 113H234V112H233ZM260 113H262V112H260ZM154 114H155V113H154ZM211 114H212V113H211ZM225 114H226V116H223V115H225ZM199 115H201V114H199ZM215 115H216V114H215ZM227 115H229V116H227ZM149 117H150V116H149ZM152 117H154V116H151V118H152ZM155 117H156V116H155ZM170 117H174V115L172 114ZM176 117H177V116H175V119H176ZM201 117H200V118H201ZM218 117H219V116H218ZM252 118H255V119H256V118H259V119H262V120H260L259 122H257V121L254 122V121H249V120H248V119H252ZM147 119H148V118H147ZM156 119H157V118H156ZM175 119H174V122H173V123H175ZM177 119H178V118H177ZM179 119H178V120H179ZM219 119H220V118H219ZM171 120H172V119H171ZM171 120H170V121H171ZM215 120H216V118H215ZM235 120H236V119H235ZM235 120H234V121H235ZM150 121H151V120H149V122H150ZM154 121H155V119H154ZM156 121H158V120H156ZM159 121H160V120H159ZM172 121H173V120H172ZM176 121H177V120H176ZM205 121H206V123H204ZM218 121H219V120H218ZM234 121H233V122H234ZM223 122H224V121H223ZM147 123H148V121H147ZM150 123H151V122H150ZM150 123H148V124H150ZM152 123H154L153 120H152ZM160 123H161V122H160ZM160 123H158V124H160ZM170 123H171V122H170ZM173 123H171V124H173ZM195 123H198V125L195 124ZM171 124H170V126H171ZM201 124H203V126H202ZM211 124H212V125H211ZM213 124H214V127H213ZM246 124H248V125H246ZM150 125H152V124H150ZM156 125H157V124H156ZM176 125H177V124H176ZM181 125H179V126H181ZM190 125H191V124H190ZM195 125H196V126H195ZM232 125H233V124H232ZM235 125H234V126H235ZM160 126H163V125H160ZM204 126H205V127H204ZM240 126H242V127H240ZM153 127H154V126H153ZM190 127H191V126H190ZM192 127H191V128H192ZM212 127H213V128H212ZM160 128H161V127H158V129H160ZM163 128H164V127H162V129H163ZM172 128H173V127H172ZM174 128H175V127H174ZM236 128H237V127H236ZM151 129H152V128H151ZM153 129H155V128H153ZM162 129L159 130V131L161 132V131L165 130V129H163V130H162ZM229 129H230V130H229ZM176 130H177V129H176ZM179 130L182 131L183 133H184V131H185V130H182V129H179ZM191 130H193V129H191ZM202 130H204V132H201ZM232 130H233V131H232ZM238 130H239V129H238ZM253 130H254V129H253ZM151 131H152V130H151ZM174 131H175V130H174ZM241 131H242V130H241ZM241 131H240V132H241ZM243 131H245V130H243ZM187 132H189V131L187 130ZM200 132H201V133H200ZM235 132H236V131H235ZM238 132H239V131H238ZM163 133H164V132H163ZM165 133H166V132H165ZM175 133H176V132H175ZM178 133H179V132H178ZM178 133H177V134H178ZM189 133H190V132H189ZM189 133H188V135H189ZM202 133H203L204 135H203ZM210 133H211V134H210ZM249 133L252 134V132H249ZM254 133H255V131H253L252 136H255ZM191 134H193V133H191ZM205 134H206V135H205ZM251 134H248V135L250 136ZM192 136H194V135H192ZM224 136H225V137H224ZM233 136H234V138H236V134L233 135ZM252 136H250V137H252ZM183 137H184V136H183ZM231 137H232V136H231ZM240 137H241V136H240ZM256 137H257V135H256ZM160 138H161V137H160ZM160 138H159V139H160ZM187 138H188V137H187ZM232 138H233V137H232ZM232 138H231V139H232ZM238 138H239V137H238ZM258 138H259V136H258ZM260 138H261V137H260ZM185 139H186V138H185ZM242 139H244V138H242ZM254 139H255V138H254ZM262 139H264V138H262ZM262 139H261V140H262ZM187 140H189V138H188ZM192 140H193V137H192ZM222 140H224V139H222ZM226 140H225V141H226ZM234 140H235V139H234ZM259 140H260V139H259ZM261 140H260V141H261ZM189 141H190V140H189ZM227 141L230 142V138H229V140H227ZM235 141H236V140H235ZM256 141H258V139H257ZM231 142H232V141H231ZM236 142H238V143H236ZM236 142H235V143H236L237 145L240 144L239 146H242V145L245 146V144H246V147H247V146H248V148L251 147L250 143H248V145H247V142H246V141H243V140H240V141H239V139H238V141H236ZM258 143L261 144V142H258ZM262 143H263V142H262ZM202 144H203V145H202ZM230 144H231V143H230ZM200 145L202 146V148L200 147ZM237 145H234L235 148H236ZM239 146H238V148H236V149H237V152H236V150H235V153H236V154L233 152L235 155H234L232 152H230V153L233 155V157L235 156L237 159H236V158H234V159H233V158H229V159H228V158L225 157V160L227 159V160H226V163L223 162L224 167H225V168L227 169V171H228V174L225 172V175L227 174L229 177L227 176V177H228L227 182H226V178H225V179L223 178L224 176H223V177L221 176L220 179H222V180L224 179L225 182H226L227 184L229 183V184H228L229 186H228L226 183L221 182V181H218V183H219V182H221V184L224 183L223 186L225 185V186L228 187V188H229L230 186H231V187H232V186H237V187H240V186H241V187H242V186L246 185L247 190L249 191V190L254 189V187H255L259 182H261L262 180H264V155H263V154L261 155V153H260V154L257 153V155L259 154V157H257L256 154H255V156H256V158H255V157H253V153L250 152L252 148H250V151H249V149L247 148L248 151H249L251 154H250V153L242 154L241 157H239V156L237 155V154L239 153V152H238ZM249 146H250V147H249ZM263 146H264V145H263ZM232 149H233V150H232ZM253 149H254V147H253ZM252 151H253V150H252ZM225 152H223V153H225ZM243 152H244V151H243ZM255 152H257V151H255ZM255 152H254V153H255ZM259 152H260V151H259ZM261 152H262V151H261ZM201 153H202V152H201ZM205 153H206V152H205ZM225 154H227V155H231V154H228V153H225ZM225 154H224V155H225ZM240 154H241V152H240ZM208 155H209V154H208ZM208 155L205 154V156H207V157H208ZM232 155H231V156H232ZM236 155H237V156H236ZM205 156H204V157H205ZM231 156H230V157H231ZM207 157H206V158H207ZM216 157H217L218 159H217ZM221 161H222V160H221ZM209 168H210V167H209ZM213 171H214V170H213ZM225 171H226V170H225ZM223 172H224V171H223ZM223 172H222V173H223ZM211 173H212V172H211ZM220 174H221V173H220ZM216 176H217V175H216ZM213 177H214V176H213ZM220 179H219V180H220ZM238 185H240V186H238ZM237 187H235V190H237V189H236ZM222 188H223V187H222ZM224 188H225V187H224ZM228 188H227V190L230 189V192L228 191V192H229L228 194H230V193H234V192H235V190L233 191V189H231V188L228 189ZM233 188H234V187H233ZM243 188H245V186H244ZM241 189H242V188H240V190H241ZM227 190H225V191H227ZM240 190H239V193H240ZM215 191H216V190H215ZM237 191H238V190H237ZM243 191H244V189H243ZM243 191L241 190V193L239 194V196H241V194L243 193ZM244 192H246V189H245ZM251 192H252V191H251ZM226 193H227V192H226ZM247 193H248V192H247ZM247 193H243L244 198H241V197L239 198V196H238V198H239V199H238L237 197H235V194H234V196H233L232 198L235 197L234 199H236L237 201H240V199H245V198H246L245 196H247V195H244V194H247ZM249 193H250V191H249ZM228 194H227V195H228ZM236 195H238V192H237ZM248 195H249V194H248ZM212 196H213V194H212ZM230 196H231V195H230ZM243 196H242V197H243ZM230 198H231V197H230ZM234 199H232L231 201H234ZM246 199H247V198H246ZM242 201H243V200H242ZM244 201H246V200H244ZM234 203H235V202H234ZM225 205H226V204H225ZM235 206H236V205H235ZM235 206H234V207H235ZM239 206H240V205H239ZM223 210H224V209H223ZM236 212H237V211H236ZM84 253H85V251H84Z\"/></svg>",
  "mask_w": 264,
  "mask_h": 264
},
{
  "label": "rangeland",
  "instance_id": "374dc122",
  "mask_svg": "<svg viewBox=\"0 0 264 264\" xmlns=\"http://www.w3.org/2000/svg\"><path fill=\"white\" fill-rule=\"evenodd\" d=\"M40 1H42V0H40ZM39 0L38 1H36V2H38V4H41V2H40ZM50 1V0H49ZM53 1H55V0H53ZM62 1V0H61ZM61 1H56L57 3H55V6H54V4L52 5V8H53V10H65V8H64V3L65 2H63V1H65V0H63L62 2L63 3H61ZM58 2H60V4L58 3ZM31 3H33V1H31V0H29V3H26L25 5H24V7L26 8H23V9H25V11H27V9L29 8V7H31V9H29V10H32V8H35V6L36 7H39V8H35V16L38 14L39 16H40V20H43V19H45V20H47V22L49 23V25H53V26H56L55 24V22H59V20H64V22H65V14H61V13H54V11L53 12H48V13H46V15L48 14L49 16L47 17H42V15H44L43 13H42V11H40L41 10V6L43 7V5L41 4L40 6L38 5V4H36V3H33V4H31ZM56 4H57V6H56ZM63 6H62V5ZM30 5V6H29ZM32 5H33V7H32ZM67 5V4H66ZM59 6V7H58ZM61 6L64 8H61ZM37 9V10H36ZM39 9V10H38ZM43 10V9H42ZM33 11V10H32ZM40 11V12H39ZM47 12V11H46ZM28 14V17L26 16ZM24 15H25V17H24ZM32 15H34V12L33 13H29L28 11L27 12H24V10L22 11V13H21V19H22V16H23V21H25V20H27V22H23L22 24L23 25H21V27L19 26V27H13L14 28V30H16V28H18L17 29V32L19 31V29L20 30H24V27H28V26H30L31 28H34V24H33V22L30 20V18H29V16H32ZM53 16V18H52V16ZM55 16H58L59 17V19L57 18V21H55L54 20V18H55ZM38 17V16H37ZM52 19H51V18ZM61 22H63V21H60V23ZM26 23V26L24 25ZM24 26V27H23ZM26 27V29H31L30 27H28L27 28ZM16 32V33H17ZM3 34H2V30H1V23H0V55H2V54H4V50L5 49H7V50H9V51H11V52H13V51H15V52H18V51H20V49H21V47H18L17 45H15V43H14V45L15 46H17L15 49H14V47H13V45H10L11 46V49H9L8 47H10L8 44H6L5 42H4V37L2 36ZM81 37H83L84 38V36L81 34ZM89 37V36H88ZM82 38V39H83ZM90 39H91V41L93 42V39L91 38V37H89ZM90 42V41H89ZM17 44V43H16ZM7 45H8V47H7ZM31 45H29V47H30ZM6 47V48H5ZM27 47V46H26ZM25 46H23V48L24 49H26L27 51L28 50H30L31 48H29V49H27ZM87 47H90L91 48V42H90V44H89V46H87ZM12 48L14 49V50H12ZM19 50H18V49ZM18 50V51H17ZM26 50H25V52H24V50H22L23 51V53H26V54H22V52H18V53H21L22 55H25V56H28V57H30L31 55H32V51L30 50V51H28V52H31V53H28V52H26ZM90 51V50H89ZM34 52V51H33ZM2 53V54H1ZM28 53V54H27ZM31 54V55H30ZM21 55V56H22ZM30 55V56H29ZM35 54H33L32 55V57L34 56ZM36 57L35 58H37V56L38 55H35ZM27 57V59H29V61L28 60H26V62L24 61L23 63H29L28 65H26V66H36V67H38V68H40V69H53V70H62L63 68H65L66 67V65L68 64V63H65V61L64 60H60L58 63H50L49 61H46V59H44L43 58V60H45V62L44 61H38V62H33V63H31L32 62V59H34V58H28ZM15 58H17V59H15ZM15 58L13 57V60L15 61V60H17V61H19V62H21V61H23L24 59H26V57H22V59H21V57H17V56H15ZM40 59H42V57H39ZM19 59V60H18ZM21 60V61H20ZM0 64H4V63H0ZM71 64H73V63H69V65L67 66V67H72V65ZM75 65V64H74ZM104 69V68H103ZM49 75H51V77H49V78H51L53 81H54V83H56L57 85H60V86H62V82L63 81H65L64 79L65 78H61L62 76H53L51 73L49 74ZM247 129V128H246ZM263 142V143H262ZM261 142V144H262V148H264V141H262ZM139 264H141V263H139Z\"/></svg>",
  "mask_w": 264,
  "mask_h": 264
}]
</instances>
